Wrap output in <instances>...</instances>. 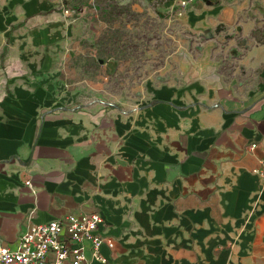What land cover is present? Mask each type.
<instances>
[{"label": "crops", "instance_id": "crops-1", "mask_svg": "<svg viewBox=\"0 0 264 264\" xmlns=\"http://www.w3.org/2000/svg\"><path fill=\"white\" fill-rule=\"evenodd\" d=\"M102 3L0 0V241L97 212L108 264H264V0L188 6L179 78L115 103L60 72Z\"/></svg>", "mask_w": 264, "mask_h": 264}, {"label": "rangeland", "instance_id": "rangeland-1", "mask_svg": "<svg viewBox=\"0 0 264 264\" xmlns=\"http://www.w3.org/2000/svg\"><path fill=\"white\" fill-rule=\"evenodd\" d=\"M159 1L102 0L60 72L113 103L142 100L148 81L179 78L181 53L203 39Z\"/></svg>", "mask_w": 264, "mask_h": 264}, {"label": "built area", "instance_id": "built-area-1", "mask_svg": "<svg viewBox=\"0 0 264 264\" xmlns=\"http://www.w3.org/2000/svg\"><path fill=\"white\" fill-rule=\"evenodd\" d=\"M196 1L173 0L171 11L175 16H182ZM252 172L264 184V161ZM25 184L31 186L28 180ZM101 219L97 212L69 213L47 223L33 224L21 234L16 247H8L0 241V264H108L100 250L103 245L111 248L113 243L98 233Z\"/></svg>", "mask_w": 264, "mask_h": 264}, {"label": "water", "instance_id": "water-1", "mask_svg": "<svg viewBox=\"0 0 264 264\" xmlns=\"http://www.w3.org/2000/svg\"><path fill=\"white\" fill-rule=\"evenodd\" d=\"M261 38H262V35H261L260 31L257 30V31H256V40H257V41H260Z\"/></svg>", "mask_w": 264, "mask_h": 264}]
</instances>
